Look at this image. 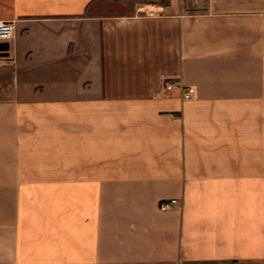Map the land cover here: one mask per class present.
Instances as JSON below:
<instances>
[{"label": "crops", "instance_id": "1", "mask_svg": "<svg viewBox=\"0 0 264 264\" xmlns=\"http://www.w3.org/2000/svg\"><path fill=\"white\" fill-rule=\"evenodd\" d=\"M0 21V264H264V0H0Z\"/></svg>", "mask_w": 264, "mask_h": 264}, {"label": "built area", "instance_id": "2", "mask_svg": "<svg viewBox=\"0 0 264 264\" xmlns=\"http://www.w3.org/2000/svg\"><path fill=\"white\" fill-rule=\"evenodd\" d=\"M13 23L11 21H0V43H4L9 41L14 34L13 30ZM164 87L166 91H172L174 88H177L180 91V94L184 100L193 99V97L197 93V89L194 86L183 85L182 83L175 81V80H165ZM178 203V200L170 199L168 201H161L160 202V210H168L171 209Z\"/></svg>", "mask_w": 264, "mask_h": 264}, {"label": "water", "instance_id": "3", "mask_svg": "<svg viewBox=\"0 0 264 264\" xmlns=\"http://www.w3.org/2000/svg\"><path fill=\"white\" fill-rule=\"evenodd\" d=\"M9 48V45H7L6 43H0V50L4 51L7 50Z\"/></svg>", "mask_w": 264, "mask_h": 264}]
</instances>
